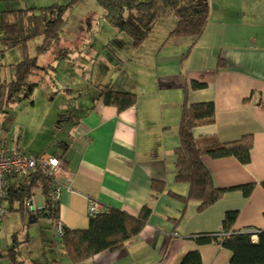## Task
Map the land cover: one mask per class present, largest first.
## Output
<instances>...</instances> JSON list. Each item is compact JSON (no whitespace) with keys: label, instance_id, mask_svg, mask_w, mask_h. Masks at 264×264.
I'll return each instance as SVG.
<instances>
[{"label":"crops","instance_id":"1","mask_svg":"<svg viewBox=\"0 0 264 264\" xmlns=\"http://www.w3.org/2000/svg\"><path fill=\"white\" fill-rule=\"evenodd\" d=\"M10 1L0 0V19L6 10L35 7L28 3L29 0H13L18 8H10ZM250 14L248 19L258 14V21L264 20L262 10H253ZM228 17L227 25L232 31L227 36L206 39L207 24L185 61L180 59L175 64L173 58L171 65L166 54L163 70H159L156 64V67L149 65L147 69L137 65L135 80L123 86H110L135 93L137 99L133 106L117 112L104 105L98 95L95 103L89 106L90 110L84 108L81 118L74 124V139L52 133L53 142L69 144L61 160L62 169L56 175V180L64 186L57 215L65 227L87 228L91 202L98 203V211L113 207L137 215L142 207L151 210L148 222L138 236L119 249L101 251L79 264H179L184 254L193 249L200 251L203 264H229L231 253L228 249L216 244L198 245L192 236L220 232L223 215L229 210L238 211L233 226L236 231L264 229V189L261 185L264 181V42L252 35H248L250 38L244 40L245 43L235 40L234 37L240 35L243 38L247 33L242 27H239V33L237 27L232 29L237 21ZM247 18L246 21L253 24ZM218 23H223L222 16ZM168 34L154 53L155 57L171 38ZM176 40H180V36ZM183 40L186 39L178 43L188 45L192 42V38ZM200 44L204 45V50L199 52L198 62L185 65L193 51L198 52ZM219 58L226 62V66L216 71ZM190 80L206 85L201 89L189 88L188 102L212 101L215 107L214 123L198 126L195 135H215L220 141L236 140L245 134L253 136L247 164L232 156L204 159L213 184L225 188L254 182L255 186L248 197L239 190H229L201 212L196 211L197 202L190 200L179 223L174 225L170 218L181 215L183 203L167 192L152 194L150 187L153 180H159L165 182L168 190L180 194L187 192L186 184L175 181L174 148L179 142L178 123L185 96L183 86ZM136 87L137 90H133ZM50 154L42 151L40 156ZM3 205L6 211L0 215V229L1 226L8 229L4 234L5 241H8L7 232L11 237L19 227H29L24 225L23 212L7 213L13 203L9 205L5 199ZM24 211L29 213L26 209ZM38 217H43L41 223L44 227L45 222H49L52 238L49 232L40 229L41 226L33 227L38 232L29 233L27 237H41L42 246L37 248L44 251L47 247L52 251L53 240L59 237L55 235V225L50 218L31 216L30 213L29 222H35ZM12 220L16 222L11 223ZM4 253L0 244V254ZM0 264L10 262L0 256Z\"/></svg>","mask_w":264,"mask_h":264},{"label":"trees","instance_id":"2","mask_svg":"<svg viewBox=\"0 0 264 264\" xmlns=\"http://www.w3.org/2000/svg\"><path fill=\"white\" fill-rule=\"evenodd\" d=\"M75 1L68 0L65 3L59 1L50 6L10 9L2 12L0 56L18 48L21 58L9 65V70L13 73L12 78H5V74L0 71V110L6 111L12 108L17 101L30 97L37 85L47 81L46 76L43 75L47 71L38 65L37 55L29 54L30 40L42 37L37 46L38 54H43L53 47L52 51L56 52V56L58 53L65 55L66 51L57 46L64 21L62 12ZM95 2L103 9L105 20L118 31L126 33L136 46L144 42L153 26L162 18L175 17L176 25L169 32L168 38L191 37L189 52L202 36L209 20V4L206 0H95ZM2 66L0 63V70ZM225 66L226 62L219 58L216 71ZM51 68L55 69V65ZM39 70L45 71L38 80H33L32 76ZM205 85L203 82L190 80L183 86L185 96L178 123L179 142L174 148L176 155L174 164L175 181L187 185L186 194L168 190L164 181L153 180L151 182L152 194L167 192L183 203L181 215L170 218L174 225L179 223L181 216L185 213L186 204L190 200L197 202L196 211L201 212L219 201L229 190H239L245 197H248L255 186L252 182L222 188L215 186L212 182L211 172L204 163V159L232 156L240 163L247 164L250 161L253 136L245 134L236 140L220 141L215 135L197 136L194 134L198 126L213 124L215 120V107L212 101L190 103L187 100L189 88L201 89ZM99 99L104 105L111 106L120 112L133 106L137 95L130 91L115 90L102 85ZM90 108L88 107L86 111ZM72 115L69 111L59 112L54 128H62L63 121L71 120ZM56 144L58 150H54L50 155L62 160L69 144L65 141H57ZM0 150L5 153L20 151L22 154L32 155L19 149L0 148ZM32 156L36 159L40 157V155ZM35 168L24 176L9 175L4 178L8 190L6 201L12 205L17 200L19 204L16 210L24 212L26 208L22 200L33 193L37 182H42L43 208L34 215L50 218L52 224L56 226L59 222L58 206L46 197L47 186L51 180L38 171L37 166ZM261 185L264 189V181ZM8 210H13V206H9ZM150 213L151 210L148 207H142L137 215H131L113 207H109L106 211L89 213L87 228L70 229L63 225V233L57 240H53V244L58 246L61 256L67 257L72 264H79L101 251H113L123 247L128 240L138 236L144 229ZM237 217V210L226 211L222 218L220 232L199 233L193 235L192 239L198 245L216 244L228 249L231 253L229 264H264V229L236 231L233 226ZM253 235L256 237L255 240H253ZM17 236L18 234L13 235V237ZM27 239L31 238L27 237ZM17 242V239L14 240L7 253L0 254L6 257L10 264L20 262L16 259ZM32 263L62 264L60 260L48 258H35ZM179 264H203L200 251L198 249L187 251Z\"/></svg>","mask_w":264,"mask_h":264},{"label":"rangeland","instance_id":"3","mask_svg":"<svg viewBox=\"0 0 264 264\" xmlns=\"http://www.w3.org/2000/svg\"><path fill=\"white\" fill-rule=\"evenodd\" d=\"M59 1L65 3L68 0H29L28 3L35 7H44ZM206 1L209 4L206 39L211 40L213 36L218 38L223 34L227 36L232 31L227 25V20L230 19L229 15L237 21L232 25V29L237 27L236 31L239 33V27H242V30L247 33L243 38L240 35L234 37L235 40L245 43L244 40L250 38L248 35H252L256 40L264 42V20L258 21L260 19L258 14L252 19L247 18L251 17L250 11L253 10L257 12L262 10L264 17V0ZM16 6V2L11 0L10 8H18ZM221 16L223 23L219 24L218 19ZM62 17L64 21L57 46L66 51L65 55L58 53L56 56V52L52 51L53 47L43 54H38L37 46L41 42V36L28 43L29 54L37 55L38 65L47 71L46 74H43L47 81L37 85L30 97L17 101L12 108L6 111L0 110V148L4 150L19 149L37 156L42 151L50 154L54 150H58L57 144L53 142L52 133L55 136L60 135L68 137L70 140L74 139V124L80 119L79 116L82 115L84 108L95 103L102 85L111 88L110 86L113 85L118 87L129 84L130 80L136 79L137 65L147 69L149 65L156 67V64L159 70H163L165 65L162 62L165 60L166 54L169 57L167 61H171V65L173 58L176 59L175 64L180 59L185 61L188 48L191 45V42L188 45L178 43L182 39L188 40L191 37L180 36V40H176L179 36H173L163 46L159 55L154 56L167 34L175 27V17L162 18L157 22L148 37L139 46H136L126 33L118 31L105 20L104 11L95 0H76L64 9ZM245 17L253 24H249ZM195 47L197 48V46ZM203 50L204 45L200 44L197 48L198 52L195 54L194 50L185 65L197 63L199 52L201 53ZM20 58L18 48L0 56V63L3 65L0 71L5 74V78L13 77L9 65L19 61ZM54 65L55 69H52L51 67ZM45 70H39L32 76L33 80H38ZM133 90H137V87ZM68 111L73 114L71 120L63 121V127L55 129L58 113H67ZM33 194H35V205L42 206L44 199L41 189L37 188ZM18 204V201H14L13 210H9L7 213L20 214L21 212L16 210ZM22 214L24 225L29 229L24 226L19 227V231L13 233L11 237L9 236L11 233L7 232L6 240L8 241H5L4 236L5 229H8L1 226L0 244L4 252L7 253L11 244L17 239L16 259L20 261L17 264H33V259L45 257L48 259L62 257L60 260L64 264H70L67 257L59 255L57 245L52 247V251H49L47 247L43 251L37 248L38 245L42 246L41 237L35 236L27 239V234L38 232L33 230V227L39 226L43 231L49 232L52 238L49 222H45L46 226L44 227V224L41 223L43 217H38L35 222H29V213L24 211ZM14 222L16 220H12L11 223ZM14 234H18V236L13 237Z\"/></svg>","mask_w":264,"mask_h":264},{"label":"built area","instance_id":"4","mask_svg":"<svg viewBox=\"0 0 264 264\" xmlns=\"http://www.w3.org/2000/svg\"><path fill=\"white\" fill-rule=\"evenodd\" d=\"M48 177L51 182L47 186L46 197L50 199L54 205L58 206L60 201V195L64 186L56 180L58 171L62 169L63 163L60 159L54 155H42L39 158H35L32 155L22 154L20 151H13L5 153L0 150V215H2L6 208L3 205V200L8 196V190L4 178L9 175H16L17 177L29 174L35 170ZM36 187L40 189L43 187L42 182H37ZM26 210L30 214H36L43 208L42 206L37 207L34 203L33 193L23 200ZM99 205L97 202H91L88 208V213L94 214L98 212ZM63 233V224L59 221L55 226V235L60 236ZM256 237L253 235V240Z\"/></svg>","mask_w":264,"mask_h":264},{"label":"water","instance_id":"5","mask_svg":"<svg viewBox=\"0 0 264 264\" xmlns=\"http://www.w3.org/2000/svg\"><path fill=\"white\" fill-rule=\"evenodd\" d=\"M31 216H33V214H31Z\"/></svg>","mask_w":264,"mask_h":264}]
</instances>
